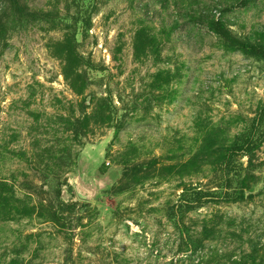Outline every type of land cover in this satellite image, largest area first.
I'll list each match as a JSON object with an SVG mask.
<instances>
[{
	"label": "rangeland",
	"instance_id": "1",
	"mask_svg": "<svg viewBox=\"0 0 264 264\" xmlns=\"http://www.w3.org/2000/svg\"><path fill=\"white\" fill-rule=\"evenodd\" d=\"M217 20L264 43V0H0V264H264V60Z\"/></svg>",
	"mask_w": 264,
	"mask_h": 264
},
{
	"label": "trees",
	"instance_id": "2",
	"mask_svg": "<svg viewBox=\"0 0 264 264\" xmlns=\"http://www.w3.org/2000/svg\"><path fill=\"white\" fill-rule=\"evenodd\" d=\"M212 23H213V27H212L213 32L221 40H223L224 43L229 48L240 51L241 53H243L247 56L264 60V43H249V42L241 41L240 39H238L234 35H232L231 32L227 28L224 27V24H223V22H221V20H217L215 22L213 21ZM82 121L83 120L78 121L79 127H81V124H83ZM75 132H76V134H78L77 130ZM250 147H251L250 144H248L246 142L245 147L234 146V147H232L231 150H227L226 151V163L228 165H226V166L230 165L231 160H232L231 157L236 151L241 150V151H244L247 153H251L252 148H250ZM81 204H86V203L82 202Z\"/></svg>",
	"mask_w": 264,
	"mask_h": 264
},
{
	"label": "water",
	"instance_id": "3",
	"mask_svg": "<svg viewBox=\"0 0 264 264\" xmlns=\"http://www.w3.org/2000/svg\"><path fill=\"white\" fill-rule=\"evenodd\" d=\"M111 175H106L92 182L86 181L79 171L72 178L77 198L81 201H91L100 191L108 188L112 182Z\"/></svg>",
	"mask_w": 264,
	"mask_h": 264
}]
</instances>
